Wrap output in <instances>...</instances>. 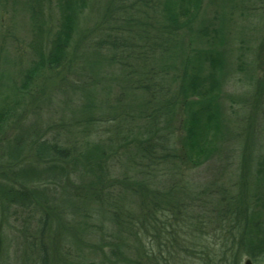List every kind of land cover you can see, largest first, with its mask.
<instances>
[{
	"label": "trees",
	"instance_id": "1",
	"mask_svg": "<svg viewBox=\"0 0 264 264\" xmlns=\"http://www.w3.org/2000/svg\"><path fill=\"white\" fill-rule=\"evenodd\" d=\"M51 1L29 0L33 3L29 21L40 39L34 49L36 58L21 83L14 84V97L6 103L18 105L35 79L78 60L80 43L75 36L89 0H56L59 19L50 27L42 23L40 9ZM248 1L243 5L250 12L264 9L255 3L260 0H253V5L245 4ZM233 2L119 0L114 12L108 13V23L101 22L95 36H84L87 50H94L95 58L88 64L91 70L117 68L111 78L119 91L114 110L100 106L103 113L99 124L95 122L114 130V140L110 137L109 142L115 145L107 151L98 141L85 140L82 147L60 149L58 143L34 140L31 149L34 145L35 152L30 150L34 157L13 171V187L0 182L2 205H14L29 217L22 222V233L34 254L33 263L183 264L205 260L242 264L244 257L258 262L264 256V188L257 186L254 191L253 187L254 182L262 184L261 167L252 182V207L228 203V187L192 196L181 192L183 180L174 183L185 168H195L221 153L229 133L228 112L239 99L225 93L223 86L236 74L235 59L242 61L245 42L240 39L230 45L225 36L220 11L223 5L234 15L238 5ZM234 49L240 55L234 56ZM88 104L95 109L91 99ZM13 110L0 107V133ZM20 151L16 145L15 154ZM110 159L122 166L119 177L108 173ZM29 165L42 167L50 175L51 171L63 173L66 184L73 187L66 205L72 219L65 224L71 233L60 249L57 234L48 238L50 218L65 209L49 208L45 199L49 181L40 179V184L24 187L21 177L34 172H27ZM258 165L264 166V156ZM168 175L169 187L156 181ZM14 214H19L17 209ZM31 218L36 221L35 232L29 226ZM209 230L215 235L220 232L217 239L221 243L214 252L205 239Z\"/></svg>",
	"mask_w": 264,
	"mask_h": 264
},
{
	"label": "rangeland",
	"instance_id": "2",
	"mask_svg": "<svg viewBox=\"0 0 264 264\" xmlns=\"http://www.w3.org/2000/svg\"><path fill=\"white\" fill-rule=\"evenodd\" d=\"M118 1H88L86 9L78 20L75 36V40L80 43V49H77L78 60L75 58L69 66H61L58 69H51V72L43 73L33 81L29 92L16 105L10 101L6 103L7 98L14 97V84L21 83L32 61L35 60L34 49L40 39L29 21V6L33 3L29 0H0V49H3L0 52V107H14L12 115L5 121L0 133V182L3 185L13 187L15 178L13 171L29 163L30 156H33L30 150L32 153L35 152L34 145L31 149L34 140L58 143L60 149L74 145L77 148L82 147L85 140L98 141L107 151L113 147L114 130L107 125L98 127L95 122H99L101 119L99 115L103 113L100 106L106 111L114 110L113 103L119 96V91L111 78L116 75L117 68L99 67L91 70V65L88 64L95 58L92 55L94 50H87L83 40L86 39L84 36H95L101 22L103 25L108 23V13L114 12L113 9ZM219 1L225 2V0ZM260 1L255 3L264 6V0L261 3ZM234 2L238 5L234 15L230 14L229 9L223 5L220 11L223 15L225 36L229 38L230 45L236 44L234 42L240 39L245 41L242 61L235 59L236 74L231 75L223 86L225 93L239 99L228 112L231 115L229 133H226V142L222 144L221 153L195 168H185L184 175L174 179V183L183 180L181 192L192 196L228 187L226 195V199L229 198L228 203H233L237 207L242 204L245 206L249 204L248 207H252L251 197L255 195L254 191L258 190L257 186L264 188V178H262L260 181L262 184L258 185L254 182V191L252 190V182L254 176H257V171L260 170L259 167L264 170V166L258 165L264 156V9L250 12L247 6L243 5L244 0H240L239 3L238 0ZM253 3L254 1L250 0L245 4L253 5ZM231 5L232 3L228 2V6ZM40 10L41 17L45 20H42V23L50 27L56 25L59 19L56 0L43 5ZM34 29L39 32L37 27ZM233 52L234 56L239 54L238 50L234 49ZM89 99L96 104L95 109L88 107ZM122 99L124 102L130 100ZM122 105L125 106L124 103ZM110 137L113 138L111 142H109ZM16 145L21 149L18 155L15 154ZM117 163L115 159L107 162L108 173L115 178L123 171L122 166ZM124 165H126L125 161ZM27 168V172H34L31 175L24 173L21 177L24 187L30 189L37 185L40 179L49 181L51 185L46 190L45 198L49 202V208L55 206L58 212L62 208L65 209V212L62 210V214L58 217L54 215L50 218L49 235L47 234L49 239L58 235V249H60L59 247L63 246L71 233L65 224L70 223L72 219V214H67L66 205L69 199L68 191H72L73 187L66 184L67 178L61 172L51 171L50 175L42 167L33 168L29 165ZM170 177V175L161 179L159 177L156 181L167 188L172 182ZM0 194H2L1 188ZM221 200L224 201L223 197ZM133 202L138 201L133 199ZM2 203L3 197L0 195V264H36L33 263L34 254L27 243L28 239L22 233V222L29 220V217L20 214V210L14 205L4 207ZM87 204L95 203L88 201ZM15 209L19 212L17 216L14 214ZM39 212L44 215L43 210ZM29 226L35 232L36 221L32 219ZM209 231L205 239L208 249L214 252L221 243L217 239L220 232L215 235L214 231ZM222 234L223 237L226 236V232ZM224 243L226 244L225 241ZM227 246L229 247L228 244ZM57 257L58 253H55L53 259L56 260ZM246 259L247 257L243 258L242 264H245ZM204 261L203 263L190 261L183 264H209V261ZM252 264H264V256L258 262L252 261Z\"/></svg>",
	"mask_w": 264,
	"mask_h": 264
},
{
	"label": "water",
	"instance_id": "3",
	"mask_svg": "<svg viewBox=\"0 0 264 264\" xmlns=\"http://www.w3.org/2000/svg\"><path fill=\"white\" fill-rule=\"evenodd\" d=\"M245 264H252L251 259H247V260L245 261Z\"/></svg>",
	"mask_w": 264,
	"mask_h": 264
}]
</instances>
